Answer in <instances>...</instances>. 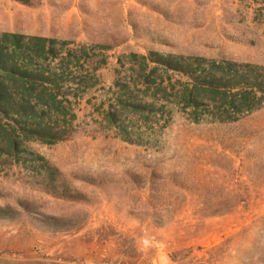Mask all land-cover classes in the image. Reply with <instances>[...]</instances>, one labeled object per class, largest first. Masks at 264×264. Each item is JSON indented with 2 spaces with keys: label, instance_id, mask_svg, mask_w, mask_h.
Wrapping results in <instances>:
<instances>
[{
  "label": "rangeland",
  "instance_id": "374dc122",
  "mask_svg": "<svg viewBox=\"0 0 264 264\" xmlns=\"http://www.w3.org/2000/svg\"><path fill=\"white\" fill-rule=\"evenodd\" d=\"M24 1L0 0V57L65 74L0 84L39 111L56 84L70 104L36 121L51 144L0 114V264H264V109L191 122L176 97L186 78L151 75L140 58L188 55L180 38L201 30L191 27L200 16L213 22L209 42L188 44L212 55L193 56L264 65L260 0ZM5 33L23 37L15 52ZM153 79L175 96L153 99ZM118 97L160 111L124 112L123 133L103 120Z\"/></svg>",
  "mask_w": 264,
  "mask_h": 264
},
{
  "label": "trees",
  "instance_id": "16d2710c",
  "mask_svg": "<svg viewBox=\"0 0 264 264\" xmlns=\"http://www.w3.org/2000/svg\"><path fill=\"white\" fill-rule=\"evenodd\" d=\"M21 3H27L24 0H16ZM262 6L260 11H264V0H260ZM260 19V18H259ZM262 21H264L261 18ZM5 38L12 40L11 48L13 52L19 49L21 39L23 38L17 34H3ZM41 43H53V40L44 38L37 39ZM44 49V45L42 47ZM133 57L137 58V56ZM143 66L147 68L148 64H154L151 68V75L161 70L165 75L169 72L179 74L186 78V81L177 85L181 86V90L176 92L179 99L178 104L181 105L182 110L189 109L187 115L189 120L194 123H200L202 120L209 123H234L242 120L255 111L264 109V65L252 63H237L230 60H215L207 59L202 56L193 55H175V54H160L156 52L149 53L148 56H140ZM5 59L0 57V77L9 81L12 84L29 85L33 88L36 84H43L45 82L56 80L61 81L64 69L53 76H44L33 74L32 72L22 71L18 69L14 62L10 64L5 63ZM59 78V79H55ZM171 77L168 75V81ZM163 79L160 80L161 85ZM150 87H155L152 94L153 99L157 98L159 93L162 94V99L167 100L168 96H175L166 90L160 88L156 84V80L146 81ZM48 94V102L37 110L38 102L32 103L31 94L13 95L0 84V114L5 115L11 121L19 125V130L24 139H39L40 141L51 144L56 141L46 140L50 137L51 132L43 127L39 128L36 124L39 117L46 114H60L64 115L62 110L67 107L63 103H69L65 97L67 95L59 93L58 85H53ZM172 91L175 85L170 84ZM125 86H121V90H125ZM61 96L62 99H58ZM38 99V98H36ZM35 99V100H36ZM34 100V101H35ZM39 100V99H38ZM154 103L150 104H136L129 99L121 100L115 99V105H111L108 110L104 112V121L108 127H115L121 132H126V127L120 120V116L128 111L132 114L144 115L145 112L156 114L160 109L155 110ZM99 111V108H98ZM70 121L75 119L73 113L69 114ZM142 117V116H141ZM143 119H148L144 116ZM39 124V122H37ZM37 135V136H34ZM128 143H137V141L124 140ZM17 142L11 140V151H16Z\"/></svg>",
  "mask_w": 264,
  "mask_h": 264
},
{
  "label": "crops",
  "instance_id": "0c3cea01",
  "mask_svg": "<svg viewBox=\"0 0 264 264\" xmlns=\"http://www.w3.org/2000/svg\"><path fill=\"white\" fill-rule=\"evenodd\" d=\"M197 19V20H196ZM201 17L198 16L195 18V20L192 22L191 27L201 29L199 32L192 33L191 35L182 36L180 39L182 45V49L179 51L182 54H188V55H202V56H211V52L209 48H202V47H196L194 44L190 45L188 44L190 41V37L196 38L197 42L202 45L204 42H209V39L211 37V34L208 32V30L213 27V22L211 21V24L209 21H201ZM187 28V25L185 26Z\"/></svg>",
  "mask_w": 264,
  "mask_h": 264
}]
</instances>
